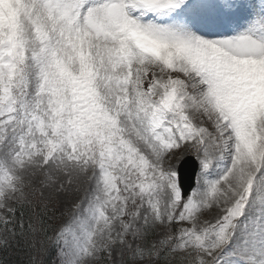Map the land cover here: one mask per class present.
Listing matches in <instances>:
<instances>
[{
    "label": "rangeland",
    "instance_id": "rangeland-1",
    "mask_svg": "<svg viewBox=\"0 0 264 264\" xmlns=\"http://www.w3.org/2000/svg\"><path fill=\"white\" fill-rule=\"evenodd\" d=\"M193 3L218 22L251 17L259 42L182 58L202 20L129 29L108 1L0 0V218L32 199L56 215L53 264H158L156 248L264 264V0ZM190 154L200 178L182 198Z\"/></svg>",
    "mask_w": 264,
    "mask_h": 264
},
{
    "label": "trees",
    "instance_id": "trees-1",
    "mask_svg": "<svg viewBox=\"0 0 264 264\" xmlns=\"http://www.w3.org/2000/svg\"><path fill=\"white\" fill-rule=\"evenodd\" d=\"M38 207V208H37ZM39 202H14L0 218V264H53L57 256L54 243L57 224ZM158 264H182L183 257L165 255L155 249ZM170 256L174 258H170ZM125 264H130L125 262Z\"/></svg>",
    "mask_w": 264,
    "mask_h": 264
},
{
    "label": "bare ground",
    "instance_id": "bare-ground-1",
    "mask_svg": "<svg viewBox=\"0 0 264 264\" xmlns=\"http://www.w3.org/2000/svg\"><path fill=\"white\" fill-rule=\"evenodd\" d=\"M134 2H133V9L135 8V2H137L138 4H142V5H150L152 2H155L156 4H160V0H133ZM131 2V1H130ZM119 3V0H118V2H116V0H114V3L111 5L112 7H110L109 9H108V12H120V10H119V7H118V4ZM132 3V2H131ZM120 5H122V3L120 4ZM119 5V6H120ZM121 7V6H120ZM121 9H122V7H121ZM122 12H123V10H122ZM125 12V11H124ZM119 17L120 16V14L119 13H116L115 14V17ZM121 18H124V17H121ZM241 29V28H240ZM240 29H237L236 31H239ZM204 33H197V31H194V35H193V33H192V36H193V40H192V42H197L196 44H189L188 46H186L185 48H183V49H181L182 51H179V53L180 52H182V54L180 53V56L182 57V58H185V54H190V53H188V52H190L191 51V53L192 52H194L195 50H197V45H200V44H205V45H209L210 44V46H212L211 44H213V42H217V40H215L213 37L215 36H213V35H210V33H208V32H205V31H203ZM244 32V31H243ZM230 34V36H231V33H229ZM263 35V34H262ZM247 36V35H246ZM208 42H209V44H208ZM263 43V42H262ZM258 45V44H257ZM179 49V50H180ZM258 49H259V47H258ZM178 50V49H177ZM164 52H166V51H164ZM163 52V53H164ZM178 52V51H177ZM163 53H162V55H163ZM170 53H172V52H170ZM169 53V54H170ZM175 53V52H174ZM171 55V54H170ZM167 57V56H166ZM178 59H180V57H178ZM251 147V146H250ZM249 148V147H248ZM252 153V152H251Z\"/></svg>",
    "mask_w": 264,
    "mask_h": 264
},
{
    "label": "water",
    "instance_id": "water-1",
    "mask_svg": "<svg viewBox=\"0 0 264 264\" xmlns=\"http://www.w3.org/2000/svg\"><path fill=\"white\" fill-rule=\"evenodd\" d=\"M191 158V157H190ZM197 168L195 161L192 159V162L184 160L180 165L179 174H180V183L183 186L184 193L188 191L194 184V176L196 174Z\"/></svg>",
    "mask_w": 264,
    "mask_h": 264
}]
</instances>
